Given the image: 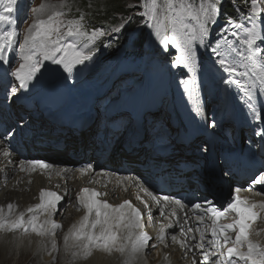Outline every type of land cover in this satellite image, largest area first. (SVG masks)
Here are the masks:
<instances>
[{"label":"snow or ice","instance_id":"6c2138e0","mask_svg":"<svg viewBox=\"0 0 264 264\" xmlns=\"http://www.w3.org/2000/svg\"><path fill=\"white\" fill-rule=\"evenodd\" d=\"M17 3L18 0H0V22L15 23L11 14L16 11ZM221 3L222 0H141L138 7L143 11L138 14L146 18L147 27L153 30L155 41H158L160 46L168 48L171 40L172 45L180 50L181 54L176 57L173 66L184 65L194 68L196 62L194 42L198 41L199 45L205 47L212 43L211 28L217 23ZM262 5H264V0H250V4L242 5L247 9V15L244 16L245 21L252 24V27L235 24V27L243 32V37L239 41V49L243 51L238 50L237 46L224 38L223 34L226 29L234 24V19L231 18L221 27L219 30L221 36L211 48L218 68L228 76L224 82L235 84L248 97H251L252 90L256 86L264 90V47H261L264 45V39L256 31L255 24V18L264 17ZM233 8H236L235 3H233ZM65 9L71 10L68 0L42 3L38 8L33 9L34 19L25 30L19 44L21 62L11 70V76L18 81V86L11 88L13 97H16L20 90L27 89L42 69L47 70L45 62L60 66L65 73L71 74L77 65L91 60L95 54L94 42L106 35L105 30L95 27L89 29L85 12L81 11L77 16L70 18L69 12ZM127 22H131V17L118 27H113L111 31L119 33ZM232 35L237 36L238 33L232 32ZM16 37L15 29L0 30V62H8L5 53L12 48ZM220 40H224V44L228 46L226 50L222 49ZM240 68L244 70L240 71ZM193 83L191 79L183 82V88L190 96L193 94L190 88ZM248 107L253 119H262V111H258L251 104ZM193 111L197 115L202 114L198 99ZM208 127L215 128L216 121L214 119L210 121ZM0 154L5 160L11 157V152L7 148L0 149ZM19 167L22 172L29 175L39 169L42 173L48 171L51 176L53 169V165L40 160L21 161ZM69 171L67 168H61L55 174L63 176ZM77 171L83 176L93 169L89 165ZM252 183L264 186V170L258 172ZM143 191L158 206L163 202V206L158 208L161 216L165 215V207L168 204H174L181 210L188 207L181 199L170 196L158 198L147 188ZM246 191H252L251 187ZM240 192L241 188H235L230 195L229 202L222 208H218L212 201L207 200L204 204L193 203L191 205L194 215L197 212L201 214L195 215L198 222L195 230L188 227L187 231L199 234L196 248L201 250L203 261L207 262L210 257L218 256L216 264H236L234 257L243 261V264H264V246L251 238L253 225L260 219L261 213H264V200H250L247 196L241 197ZM261 194L256 193V195ZM103 195L107 193H101L89 187L81 188L76 194L77 210L82 208L84 215L78 223L72 224L64 235V249L66 252L72 250L73 258L83 259L89 258L93 250L109 254L112 252L122 255L127 253L124 264H134L139 254L146 252L150 247L157 246L150 244L153 237L145 231L144 213L136 208L131 200L126 199L113 205L99 198ZM65 196H67V190L61 195L56 191L42 188L39 191V203L25 210L16 212L14 211L16 205L9 203L6 213L4 207L0 206V232L13 236L19 232L22 237L29 234H35L41 238L51 237L52 249L58 250L55 236L56 230L62 225L52 219V216L57 213L58 206ZM136 198L142 200L140 196ZM142 203L148 209V215H151L147 201L142 200ZM41 213L46 214V218L42 221L39 215ZM229 214H232L231 222H222ZM171 216L176 217V221H169L162 225L155 237L160 243L165 241L168 230H174L178 224L175 208L172 209ZM185 216H187L186 212ZM205 217L211 223L210 227L202 229L200 225L205 223ZM180 231L187 237L184 226L180 227ZM207 233H210V239L206 238ZM190 238L197 239L195 234ZM171 241L179 243L181 247L186 245V240L178 241L175 234L171 235ZM41 244L44 246L43 240ZM206 245L208 251H205ZM193 264H196L195 258H193Z\"/></svg>","mask_w":264,"mask_h":264},{"label":"bare ground","instance_id":"6f19581e","mask_svg":"<svg viewBox=\"0 0 264 264\" xmlns=\"http://www.w3.org/2000/svg\"><path fill=\"white\" fill-rule=\"evenodd\" d=\"M124 16V15H123ZM4 29V26H0V30ZM15 53V48L12 46L8 50V59ZM7 63L0 62V105L1 97L3 95V89L5 87L4 82H13L15 78L11 75L8 76ZM55 66L49 67L47 70L41 72V78L54 73ZM7 70V71H6ZM101 70V69H100ZM94 71L87 75V79L84 83L78 84L73 87L68 83L63 86V81L57 80L51 84L44 82L39 83L35 90L22 89L17 93L13 99V103L20 99H25L28 102V98L24 95L27 91L40 98V102L43 104L56 103L52 102L51 98L60 100L62 107L60 110L70 111L73 109H93L92 105L95 95L100 94L103 86L107 82V76L104 75V71ZM12 86V85H11ZM88 91H87V90ZM86 94L88 98H86ZM133 107L132 112L135 116L140 115V108L146 106L144 97H139L138 90L136 88L132 91ZM129 92L124 93L117 101L118 104L125 102ZM23 108L14 107L11 111V116L17 119L23 112ZM192 118L199 122L200 118L194 112ZM116 125V122H114ZM177 126L182 128L185 132H190L188 128L192 127L191 123H186L183 117L177 118ZM10 134V137L8 135ZM127 135V133L125 134ZM91 133L81 134L78 139V143L81 147L90 146ZM132 136V135H130ZM108 135H102L103 139H107ZM87 139L89 141H87ZM23 140V132L20 126H14L13 122L0 121V149L7 148L11 152L9 160H5L2 154H0V206L4 207V211L7 213V205L13 203L16 205L14 211L19 212L25 210L27 207L39 203V191L42 188L56 191L63 195L67 190V196L61 201L58 206L57 213L52 216V219L62 225L60 229L56 230L55 239L57 241L58 250H53L51 247V237L41 238L35 234H29L27 236H21L20 233L6 234L0 232V247H4L5 253L2 258H13L12 255L18 252V264H21L27 258H39L43 263L47 264H124L127 253L120 254L118 252L105 253L99 250H93L92 255L87 258H73L72 250L68 252L64 249V235L68 232L72 224L78 223L80 218L84 215V210L81 208L77 210L76 207V194L83 187L94 188L101 193H107L99 197L100 199L107 200L110 204L117 205L123 200H131L133 205L140 209L144 213L145 231H149V235L153 237L150 244L157 245L156 247H150L146 252L139 254L134 264H193V258L200 264H216L210 261H203L201 250L196 248V240H192L190 237L195 234L193 231L189 233L188 228H184V232L187 233V237L181 233L179 227H175L174 230H168L166 239L163 243L158 242L155 237L157 236L162 225L172 221L170 218L173 208L176 209L177 215H183L184 209H179L174 204H168L165 207V215L161 216L158 208L163 206V202L158 206L144 191L145 187H141L139 182L136 181L133 173L124 172L127 170L125 166H117L116 157L110 155L108 163L101 165L99 162H94L91 165L93 171L87 175H81L77 170L80 168H86L89 165H81L82 160H75L69 158L67 155L69 152H73L75 145L72 140L66 139V150L56 152L50 156L33 155L28 151L21 150V141ZM87 142V143H86ZM129 146L133 145L129 141ZM71 148V150H68ZM84 148V147H83ZM45 161L53 165L51 170L52 174L49 176L48 171L43 173L38 169L30 175L20 170L21 161L38 160ZM93 159H90V161ZM61 168H67L70 171L63 176L56 175V171ZM123 169V170H122ZM122 170V171H121ZM127 178V179H126ZM31 180V183H29ZM91 181V183L89 182ZM257 192H244L250 200L261 201L264 197L256 195ZM140 196L143 201H147L151 210V215H148V209L145 208L142 200L136 197ZM169 214V215H168ZM26 215H28L26 213ZM40 220L46 218V214H39ZM172 217V216H171ZM174 218V217H173ZM190 222V227L195 230L196 219L194 220L191 215L187 213V216H182V222L187 220ZM152 222H154L152 224ZM252 239L258 241L264 246V213H261L260 219L254 225L252 229ZM259 233V234H257ZM175 234L179 240H186L185 247H181L179 243L171 241V235ZM41 240L44 242V246L41 244ZM21 247L26 248V253H21ZM23 250V248H22ZM190 261V262H189ZM243 264V261H241ZM17 263V262H16ZM236 264L239 262L236 260Z\"/></svg>","mask_w":264,"mask_h":264},{"label":"rangeland","instance_id":"374dc122","mask_svg":"<svg viewBox=\"0 0 264 264\" xmlns=\"http://www.w3.org/2000/svg\"><path fill=\"white\" fill-rule=\"evenodd\" d=\"M58 0H28L26 5H25V11L23 16L21 17V20L18 24V26L16 27V32H17V45L20 44V42L23 39V35L25 33V30L29 27V25L32 23V20L34 19V14H33V9L38 8L42 3H57ZM69 4L71 5V10L69 11L68 9H65V11L69 12V17L74 16L75 12H78V10L81 9V6L85 3H89L91 6H95L98 5L100 0H68ZM250 4V2H249ZM23 5V0H18L17 3V7ZM262 7H264V5H262ZM93 8V7H91ZM86 14V13H85ZM86 17H88L86 15ZM264 18V17H263ZM1 23V22H0ZM261 38L264 39V36L262 34H260ZM222 46H223V50H226L225 48V44H224V40H222ZM173 47L177 50L178 52V56L181 54L180 50L178 48H176L174 45ZM261 47H264V45H261ZM194 48L195 51L197 53V48L195 46L194 43ZM19 49V47H18ZM19 55V53H17L15 55V57H17ZM17 62L13 65V69L15 67H17L19 65V63L21 62L19 59H16ZM86 64H82L79 65L72 73V77H74L76 79V81H85L86 80V76L91 73V70L94 69V67L89 66V64L92 63V61H85ZM154 62L156 64H158V60L154 59ZM48 62H45L46 67ZM50 63V62H49ZM152 63V62H151ZM112 66H107L105 72L109 73L111 70ZM131 65L125 66L122 68V70L126 71L127 69H130ZM207 69H210L209 67H207ZM98 70V69H96ZM244 69H242L243 71ZM90 71V72H89ZM95 71V70H93ZM209 74V78L210 80L214 83V85L217 86L218 88V92L221 97V94L224 93L226 95H233L235 98V101L238 105V109L240 110V113H243V118H244V124L248 125V120L252 117V113L248 107L249 104L253 105L256 109L258 108V106L262 105V103H264V90L260 89L259 86H256L253 90H252V94L251 97H248L247 95H245V93L239 89L237 86L235 88H229V87H223L219 81H214V76L212 75V73H208ZM112 75V74H111ZM118 77L116 76H112L111 82H110V86H108V92H109V97H110V102H113L118 95H120V93L122 92V88L124 87V85L126 84H131L130 82L127 83H123L122 86H119L117 83ZM34 81V80H33ZM31 81L30 84L33 82ZM201 81L207 86V90L208 91H213V87L211 86V84L208 82V77L205 75L201 76ZM16 84V83H15ZM17 85V84H16ZM112 86H114V90L112 91ZM145 85L143 86V90L141 91V94L144 93L145 91ZM111 91V92H110ZM181 93V89L178 90ZM225 91V92H224ZM193 92V91H192ZM165 91H163L160 95H159V99L164 95ZM194 95V92L191 96ZM187 96L189 97L190 95L187 94ZM9 90L6 91L5 96H4V100H8L9 99ZM189 100V98L186 99L185 102L182 103V105L184 106L187 101ZM218 100V99H217ZM210 104H214V107L212 108L214 114H216L217 110L221 107L220 103L217 101L216 103L211 102ZM230 114V113H229ZM229 114H227V117L229 116ZM213 117V116H212ZM219 120V119H218ZM222 123H225V119L222 121ZM226 125H230V121L225 123ZM216 126L219 127V122H216ZM230 130V126L225 127L224 131H228ZM231 131H229L230 133ZM231 137V136H230ZM236 136L234 135V138ZM81 156V153H78L77 157ZM23 248V250H22ZM5 248L4 247H0V264H18V261H16L18 258L19 253L18 252H14L12 257L13 258H2V256L5 253ZM21 253H26V248L25 247H21L20 249ZM17 262V263H16ZM59 262H57L56 264H58ZM21 264H47V263H43L39 258H27L25 261H23ZM61 264V263H60Z\"/></svg>","mask_w":264,"mask_h":264},{"label":"trees","instance_id":"16d2710c","mask_svg":"<svg viewBox=\"0 0 264 264\" xmlns=\"http://www.w3.org/2000/svg\"><path fill=\"white\" fill-rule=\"evenodd\" d=\"M139 2L140 0H100L99 4L95 6H91L89 3L83 4L80 11L85 12L88 16L86 17L87 26H98L99 24L114 25L117 22L121 24L131 17V14L138 8ZM249 2L250 0H224L222 8L226 12L225 22L231 18L228 14L231 15L236 13V11H244L246 8L242 7V5ZM233 3L236 4L235 9L233 8ZM140 21L139 15L135 18L132 16L131 22L126 23L123 31L133 29L135 24ZM240 24L245 25L244 21H241ZM142 35L139 38L144 39V33Z\"/></svg>","mask_w":264,"mask_h":264}]
</instances>
